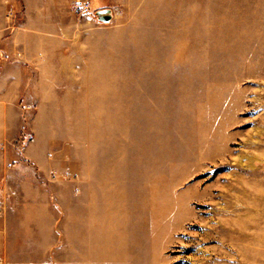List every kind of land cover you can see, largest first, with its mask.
Wrapping results in <instances>:
<instances>
[{"label":"rangeland","instance_id":"obj_1","mask_svg":"<svg viewBox=\"0 0 264 264\" xmlns=\"http://www.w3.org/2000/svg\"><path fill=\"white\" fill-rule=\"evenodd\" d=\"M0 0V264H264V0Z\"/></svg>","mask_w":264,"mask_h":264},{"label":"built area","instance_id":"obj_2","mask_svg":"<svg viewBox=\"0 0 264 264\" xmlns=\"http://www.w3.org/2000/svg\"><path fill=\"white\" fill-rule=\"evenodd\" d=\"M73 12L76 15L84 16L91 13L92 7L89 0H78L73 3ZM3 217V207L0 204V219Z\"/></svg>","mask_w":264,"mask_h":264},{"label":"crops","instance_id":"obj_3","mask_svg":"<svg viewBox=\"0 0 264 264\" xmlns=\"http://www.w3.org/2000/svg\"><path fill=\"white\" fill-rule=\"evenodd\" d=\"M78 1V0H77Z\"/></svg>","mask_w":264,"mask_h":264}]
</instances>
